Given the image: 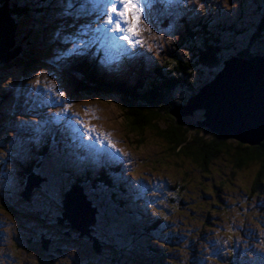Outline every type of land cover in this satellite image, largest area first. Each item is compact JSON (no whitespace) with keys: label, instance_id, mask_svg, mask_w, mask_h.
<instances>
[{"label":"rangeland","instance_id":"374dc122","mask_svg":"<svg viewBox=\"0 0 264 264\" xmlns=\"http://www.w3.org/2000/svg\"><path fill=\"white\" fill-rule=\"evenodd\" d=\"M81 4L85 5L84 1L76 3L75 7ZM257 5L256 0H239L235 4L232 0H184L182 10L172 18L159 16L151 7V23L142 18L140 24L141 44L129 47L139 51L132 71L127 66L126 53L120 55L115 53L117 50L108 49L107 52L119 58L106 57L100 52L98 59L106 63L107 72H113V67L119 65V70L131 83L149 68L162 64L177 66L174 57L195 64L200 62L196 47H200L201 38L191 40L187 28L196 32L201 23L219 25L221 56L228 58L245 42L235 29L256 26L261 20ZM93 15L91 18L96 22ZM84 16L66 31H76V37L87 38L90 31ZM40 19L45 26L39 37L36 20ZM23 21H20L17 39L30 36L36 43L25 54L18 48L25 63L17 60L0 63V264H111L117 262L119 256L126 264H148L138 256L143 253V240L138 243L137 251L130 253L116 240L117 233H123L125 226L119 227L108 213V206L113 203L111 191H118L113 184L106 186L104 182L101 183L104 188L98 186L91 190L93 181L81 182L88 188L90 198L93 197V205L99 209L96 225L89 228L90 236L80 238L70 234V228L57 222L63 211L64 192L74 182L73 177H85L86 162L95 175L102 173L104 164L113 166L117 162L123 168V171L116 168L112 171L123 174L128 192L124 204L129 212L141 206L145 213L157 219L166 211L163 219L169 225L167 232L183 243L176 251L163 248L168 255L181 254L192 264H264V207L261 206L264 205V169L261 165L236 168L220 152L205 171L200 164L175 156L155 130L133 132L118 96L78 95L69 89L67 77L63 75L70 72L62 71L63 67L52 59L56 47L53 32L63 27L52 7L41 16L34 15L24 24ZM69 43L68 39L66 48ZM140 54L146 55V59L140 60ZM31 61L34 64H30ZM64 69L69 70L68 65ZM212 71L200 62L190 82L199 83ZM55 88L64 93L63 98H59L62 104H70L66 110L50 105V101L57 99ZM188 95L185 87L173 93L178 101ZM25 112L29 114L24 115ZM33 112L36 114H31ZM186 117L190 122L192 116ZM22 122H25L24 127H20ZM52 132L61 133L64 145L51 144L42 154V145L49 141ZM81 151L86 155L79 158ZM54 157L58 161L55 165ZM40 166L43 170L38 174L50 177L27 201L22 197L24 172ZM60 166L61 175L57 172ZM258 182H261L259 189L253 191ZM210 192L216 193V198H212ZM117 194L116 198L121 200L125 195L120 197V191ZM141 199L145 200L138 203ZM175 199L191 201L185 208L181 206L180 212L190 209L187 214L172 209ZM215 201L219 203L217 210L212 207ZM143 219L146 225L147 219ZM45 238L52 243L43 248ZM95 240L100 244L99 253L93 249ZM188 250L191 252L187 253Z\"/></svg>","mask_w":264,"mask_h":264},{"label":"trees","instance_id":"16d2710c","mask_svg":"<svg viewBox=\"0 0 264 264\" xmlns=\"http://www.w3.org/2000/svg\"><path fill=\"white\" fill-rule=\"evenodd\" d=\"M256 2L258 3L257 10L260 12L261 20L256 26H244L242 30L235 29L236 32L240 33V39L244 38L245 42L241 49L236 50L233 54L234 56L244 58L264 56V0H256ZM29 9V2L22 6L18 0L15 3V7L11 8V15L18 23V29L21 25L20 21L24 19L23 15L27 14ZM198 28L196 32L188 29V37L191 40L201 38L200 47H196L198 57L202 65L204 64L209 70H213L209 77L200 80L199 83L193 84L190 80L194 77V71L200 65V62L197 61L195 64H192L174 57L173 61L178 62L177 66L172 65L170 67L169 65L162 64L132 84L107 78L98 74L94 68L86 67L82 64V67L76 66L74 69L73 75L76 80L72 85L73 90L78 95H100L101 97L110 95L118 96L122 104V110L125 113L126 121L133 129V132H142L147 128L149 130H155L167 142L175 156L183 157L200 164L205 171H208L209 163L220 152L224 153L227 161H230L236 168H246L251 164L259 163L262 169H264V140L258 145H250L243 144L235 139L223 138L211 129L200 126L205 120V111L202 110L194 112V115L190 118V122L187 121L188 117L179 118L174 115L175 112H179L178 110L182 105L187 103L190 97L196 95L215 76L222 68L223 61L227 59L221 56L223 47L220 37V27H214L211 24H201ZM35 43L36 40H31L30 36H28L24 40L17 39L16 48H21L23 51L22 54H25L29 49L31 51ZM19 57L15 59V62L17 60V62L22 61L25 63L24 56L21 55ZM30 64H34V62L31 61ZM183 87L187 89L189 95L185 99V102L181 103V101L173 97V93L176 89ZM162 123L165 126H162ZM48 146L43 145V153H46L49 148ZM118 173V170L113 172L112 168H109L97 174L94 178L92 175L93 180L91 181L95 183L105 182L107 183L106 186H112L111 184L114 185L113 187L117 186L118 191L122 193L120 197H122L126 193V188L120 183ZM80 181L81 179L75 180L77 183H80ZM85 181V179L82 180V182ZM260 184L261 182L255 184L253 191L258 190ZM118 191L112 190V195L115 193L117 196ZM214 192H210L212 198H216L217 196ZM126 196L127 194L122 197V200L120 198H113L114 204L112 203L108 206V213L117 221L119 227L120 225L125 226L123 233H117L116 240L124 248H128L129 250L127 251L129 253L131 251H137L138 243H141L143 240L142 244H145L141 248L143 253H139L138 256H141V259H144L148 264H192L190 259L186 260L187 258L181 254L168 255L167 253V250H179V247H182L183 243L178 241L180 239L179 237L172 236L171 233L167 232L169 225L163 219L167 215L166 211L163 213L162 218L154 219L151 217L149 223L141 226L143 218L142 213H140L142 211L141 209L135 210L134 212H129L127 209L123 212L126 208L124 204L126 202ZM217 201L219 202V200ZM190 202L187 199H175L171 207L173 210H177L179 214H187L189 208L183 212H180V210L181 206L185 208ZM115 205H118V207ZM212 207L217 210L219 203L216 201L213 202ZM109 210L115 213L113 214L114 216ZM60 217H62V213ZM161 230L163 233L160 232ZM150 238L151 240L146 242V239L149 240ZM191 250H188L187 253L191 252ZM112 263L126 264L121 261L120 256L117 262L112 261Z\"/></svg>","mask_w":264,"mask_h":264},{"label":"water","instance_id":"95a60500","mask_svg":"<svg viewBox=\"0 0 264 264\" xmlns=\"http://www.w3.org/2000/svg\"><path fill=\"white\" fill-rule=\"evenodd\" d=\"M16 30L17 25L10 16L7 3L0 7V63H9L21 54V50L14 48ZM70 89L74 92L71 85ZM199 109L205 111V120L200 126L223 138L243 144H260L264 140V56L225 59L215 76L174 115L179 118L193 116ZM43 182L45 179L40 176L29 174L22 197L30 201L33 191ZM62 207V217L58 222L63 224L67 221L71 228L80 232L81 237L90 236L89 228L96 225L98 212L84 188L73 184L64 192ZM50 241L49 238L42 240V247L46 248ZM93 248L100 251L98 240H95Z\"/></svg>","mask_w":264,"mask_h":264},{"label":"snow or ice","instance_id":"6c2138e0","mask_svg":"<svg viewBox=\"0 0 264 264\" xmlns=\"http://www.w3.org/2000/svg\"><path fill=\"white\" fill-rule=\"evenodd\" d=\"M32 2L38 7L51 6L56 18L62 21L63 27H57L52 35V40L56 45L53 49L52 59L61 66H67L75 59L90 55V50L85 51L88 48L87 45L81 47L75 41H73L72 48L65 47L68 43V35H70L66 30L75 27L81 16L91 15L92 11H95L96 23L100 25V21L103 20V24L97 28V31L114 32L117 34V39L129 45H139L141 44L139 33L142 31L140 24L142 18L151 23V7L154 4H160L163 12L170 14L173 4L179 7L182 0H107L104 5L105 10L102 13L99 11L95 0H90L92 10H86L83 4L75 7L76 0H32ZM237 2L239 0H232L233 4ZM63 95V91L57 88V99L50 101V105L62 106L66 110L68 105L62 104L59 99ZM184 102V97H181V103ZM23 114L27 115L29 113L25 112ZM31 114L36 113L33 112ZM24 126L25 122H22L20 127ZM53 144L55 145V141H53ZM52 162L54 165L58 163L55 157ZM261 206L264 207V205Z\"/></svg>","mask_w":264,"mask_h":264},{"label":"bare ground","instance_id":"6f19581e","mask_svg":"<svg viewBox=\"0 0 264 264\" xmlns=\"http://www.w3.org/2000/svg\"><path fill=\"white\" fill-rule=\"evenodd\" d=\"M21 1H23V2H29L30 3V10L40 9V7L36 6L33 2H30V0H21ZM76 1H77L76 3H78V4L80 2H83L84 1V3H85V5H84L85 9L86 10H92V4L90 3V0H76ZM95 2L97 3V5L99 7V11L102 13L105 10L104 9V5L107 3V0H95ZM183 2H184V0H182V3L180 4L179 7L175 6V4H173L172 8L170 9V14H165L163 12L162 6L160 4H158V5L157 4H154L152 6V8L156 9V11H157V13H158L159 16H165L166 18H172L175 14H178L182 10V4H183ZM92 13H96V12L95 11H92ZM92 15L93 14L86 15V17L85 16L83 17V20L84 21H85V18L87 19V21H88V30L90 31V33L88 34L87 38L83 39L81 36L76 37V33H77L76 31H73L72 33L68 31L69 34H70V35H68V39L70 41V43H69V49L73 47V41H75L81 47H83L84 45H87L88 48L85 49V51H89L90 50V55L84 56V58H90L91 61H93V62H95L97 64V68H98V65H99L100 68H98V71H99V73L101 75L106 74V75H109L110 76L113 73L112 76H115L116 78L118 77L120 80H123V79H125L126 76H124V73L119 70V65H116V66L113 67V69H114L113 72L112 71L111 72H107V69H109V68L107 67V65H106L105 62H102L101 60L98 59V54L101 52L106 57L107 56L109 57V55H110V57L112 56L113 59H116V58H119V57H118V55H115V53H118L120 55L123 54V53H126V55H127V57H126V60H127L126 63H127L128 68L131 67L130 70L132 71L134 69V68L132 69V67L134 65H136L137 60L139 58V56H138L139 55V51L135 52L134 50L129 49L130 45L129 44H126V42H124V41H121V40L117 39L116 38L117 34L114 33V32H111L110 33V32H106V31H97V28L100 25H102L103 22L101 20L100 21V25H98L96 22H93V19L91 18ZM93 16H95V15H93ZM95 18H96V16H95ZM80 35H81V32H80ZM103 44H104V47H102ZM132 46H134V45H132ZM101 48H104V49H101ZM108 49L113 50V52L117 50V52H115L113 54H110L109 52H107ZM140 55L142 56V58L140 60L146 59L145 55H143V54H140ZM134 57H136L137 59L135 61L131 62ZM75 61H76V59L73 60L70 65H68L69 70H70L71 67H74L75 66ZM110 61L112 63H116L115 60H110ZM79 62L82 63V64H84L86 67L88 66V65H86V62H85L84 59H80ZM80 63H76V65L82 67V64H80ZM117 64H120V63H117ZM59 67H63V71H69V70H65L64 69V66L59 65ZM115 77H110V78H112L114 80V79H116ZM0 95H2V94H0ZM11 120L12 119H10V121ZM76 133H77V131H76ZM53 141H55V145H59V144L64 145V143L62 141V135H61V133H56L52 138L49 139L50 144H52L54 146ZM56 155H58V153ZM111 197H112L111 199L113 200V198L115 199L117 196L115 194V197H114L111 194ZM91 198H93V197H91ZM99 252H101V251H99ZM99 252H97V253H99Z\"/></svg>","mask_w":264,"mask_h":264},{"label":"flooded vegetation","instance_id":"af4514ba","mask_svg":"<svg viewBox=\"0 0 264 264\" xmlns=\"http://www.w3.org/2000/svg\"><path fill=\"white\" fill-rule=\"evenodd\" d=\"M62 225H65L67 228H70V234L77 235V236L80 237V238H84V237H81V236H80V234L78 233L77 230L72 229L71 227H69V226L67 225V223L64 222ZM50 240H51V239H50ZM51 243H52V240H51ZM59 250H60V249H58V252H59ZM49 257L52 258L53 255H50V254H49Z\"/></svg>","mask_w":264,"mask_h":264}]
</instances>
